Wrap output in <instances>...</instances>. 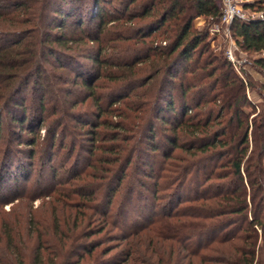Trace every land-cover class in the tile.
<instances>
[{
  "label": "trees",
  "instance_id": "trees-1",
  "mask_svg": "<svg viewBox=\"0 0 264 264\" xmlns=\"http://www.w3.org/2000/svg\"><path fill=\"white\" fill-rule=\"evenodd\" d=\"M243 8L264 12V0ZM221 13L218 0H0V133L7 114L31 136L29 163L15 176L0 165V191L36 175L60 264H264V106L211 51ZM230 32L264 70V19ZM147 232L152 263L130 240ZM123 242L127 256L104 259Z\"/></svg>",
  "mask_w": 264,
  "mask_h": 264
},
{
  "label": "rangeland",
  "instance_id": "rangeland-1",
  "mask_svg": "<svg viewBox=\"0 0 264 264\" xmlns=\"http://www.w3.org/2000/svg\"><path fill=\"white\" fill-rule=\"evenodd\" d=\"M237 1L242 4V6H244L254 0ZM207 25L208 23L205 18H197L194 22V28L199 30L206 29ZM90 27L94 31L96 29V24H91ZM90 27L88 26L87 28ZM212 27H210L209 30L211 51L217 56H226L227 59L234 65V69L237 75L247 81L250 80L255 85V88L253 90H250L247 95L253 102V104L256 105L257 110H261L264 106V94L261 89V85H264V70L255 67L253 65V60L255 58L242 52L237 47V45H235L236 43L233 36L231 35V32L226 31L217 34L213 32ZM229 51L232 52V59L229 57ZM100 82L102 83L104 82V80H101ZM61 85V87H63L64 89L72 88L71 84ZM79 91L81 94L78 95H82V93L84 92L80 89ZM23 96L29 98V101H31L32 99L30 100V97H32L33 95H31L29 91H25L23 93ZM84 108L89 110L94 109L92 108V105L89 108L87 106H85ZM108 119L110 120L111 118L109 117ZM113 120L119 121L120 118H113ZM158 126L159 128L161 127L160 125ZM100 130L104 131V129ZM41 135H44V128L41 130ZM30 137L31 136L28 133H24L21 136V131L18 128V125L11 124V117L9 115L6 114L4 116L0 133V165L4 164L3 162L6 160V167H12L10 172H12L14 176L17 173L19 161H24L25 163H29L30 161L27 157L30 148L24 144H21L20 142L21 139ZM81 143H83V145H86L88 148L91 147V144H89L90 142H85L84 138L83 140H81ZM105 143L108 144L111 142H100L101 145ZM6 156H8L7 159ZM59 158L61 160L62 158L64 159V154H61ZM86 158L88 157L85 155V158L81 162L82 164L85 162ZM60 159H57L54 162V165H56L57 167H60L61 165ZM23 179L24 176H20L17 183L10 182L8 184H5L3 190L0 191V264H18V257L21 258L24 264H34L37 263L40 259L44 264H60L63 262L62 253L60 252H63L62 250L64 246L58 247L57 242L51 240L47 236L48 226L52 228L55 226V214L51 209V204H49V202L52 200L47 197V194H45V187L36 186V175L28 178V180ZM5 201L8 202L5 205H2ZM83 211L87 215V217L91 215L89 211ZM63 218V214L58 213V220L62 226ZM30 227L32 228L30 229ZM119 233V231H115L113 233L109 232L107 236H105V238L111 239L109 237H115V235H119ZM151 236H154V234L151 233L150 235L149 232H147L144 233L142 237L139 236L130 239L131 241L134 240L132 241L134 247L140 249V254H138L139 258L141 260L147 261L148 263L156 261L158 256L155 254H153L154 256L152 260H147V258L151 254L152 250H155V248L159 249L157 245L155 247L154 243L153 246L150 245L152 239ZM40 238H42L41 242L39 241ZM116 244L117 241H106L103 248L110 247ZM126 244L127 242H123L121 248L114 250L104 259L108 261V259L112 255L118 256L121 253L122 255L125 254L127 256L128 251L124 252L123 250L125 249L124 246ZM39 247H42L40 257L38 256L39 251H37ZM207 254L216 255L213 252H208ZM52 260L54 261V263H51ZM72 261H76V258H72ZM189 262L191 264H198L200 260L198 257L192 258L189 255L186 258L185 264H188ZM82 264L88 263L83 262ZM126 264H133V260H130Z\"/></svg>",
  "mask_w": 264,
  "mask_h": 264
},
{
  "label": "built area",
  "instance_id": "built-area-1",
  "mask_svg": "<svg viewBox=\"0 0 264 264\" xmlns=\"http://www.w3.org/2000/svg\"><path fill=\"white\" fill-rule=\"evenodd\" d=\"M218 1L221 6V12H222L221 18H220V22L212 27L213 32L217 34L226 31L230 32V26L236 19H240L243 21L250 19H264L263 11L261 12L246 11L243 8L242 4H240L237 0H218ZM261 56L264 58V51L261 54ZM229 57L232 59L231 51H229Z\"/></svg>",
  "mask_w": 264,
  "mask_h": 264
}]
</instances>
